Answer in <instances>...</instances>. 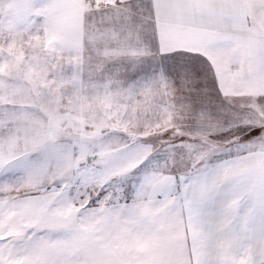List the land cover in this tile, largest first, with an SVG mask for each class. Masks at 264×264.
<instances>
[{"label":"snow or ice","instance_id":"1","mask_svg":"<svg viewBox=\"0 0 264 264\" xmlns=\"http://www.w3.org/2000/svg\"><path fill=\"white\" fill-rule=\"evenodd\" d=\"M0 264H264V0H0Z\"/></svg>","mask_w":264,"mask_h":264}]
</instances>
